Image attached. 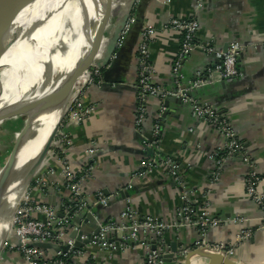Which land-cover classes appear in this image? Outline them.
I'll return each mask as SVG.
<instances>
[{
    "label": "crops",
    "instance_id": "1",
    "mask_svg": "<svg viewBox=\"0 0 264 264\" xmlns=\"http://www.w3.org/2000/svg\"><path fill=\"white\" fill-rule=\"evenodd\" d=\"M136 0L132 14L135 23L126 34L117 55L110 64L107 84L91 83L82 89L81 99L95 111L85 122L75 124L65 120L62 131L72 141L62 154L73 171L85 163V150L97 143L93 158L94 169L83 184L87 201L100 221L118 222L124 209L131 207L141 216H152L169 226L166 245L177 249L198 240V232L190 227H180L178 211L186 199L196 206L197 213L221 221V227L208 231L209 244L235 245L231 258L239 264H264L263 213L245 195L244 179L250 167L239 159H226L220 179H212L215 153L221 150L224 140L208 124L194 118L189 106L178 101L169 103L165 116L158 119L161 102L156 98L147 101V118L135 127L137 96V45L142 29L155 30L170 18L195 17L199 23L197 42L223 48L232 42L241 45L238 60L240 77L220 80L213 74L212 83L189 95L200 103L212 106L227 119L245 155L253 168L264 175V0ZM125 0H114L108 19L117 18ZM105 41L99 43L97 60L101 58ZM180 38L172 33H157L151 46L154 82L166 88L173 86L171 65L179 50ZM212 61L201 51H195L183 63L181 72L187 83L210 68ZM159 122L160 138L156 150L149 151L143 142L151 138L153 126ZM170 160L179 167L177 183L164 164ZM45 175V193L34 199L47 202L55 192L61 194L55 201L62 207L67 198L60 179L61 166L54 156L48 158ZM43 168V167H42ZM42 170V169H41ZM258 189L264 192V183ZM102 193L110 199V206L93 205L96 195ZM62 209V210H61ZM60 210L64 212L63 207ZM238 223H234V220ZM90 230L89 226L86 231ZM250 237L237 242L241 231ZM119 233L118 238H123ZM115 241V236H111ZM116 238L119 245L121 240ZM124 249L103 250L97 246L84 249L95 264H138L145 247L130 243ZM4 263L23 264L16 252L5 251ZM179 258L168 264H177ZM192 264H211L204 258L192 259Z\"/></svg>",
    "mask_w": 264,
    "mask_h": 264
},
{
    "label": "built area",
    "instance_id": "2",
    "mask_svg": "<svg viewBox=\"0 0 264 264\" xmlns=\"http://www.w3.org/2000/svg\"><path fill=\"white\" fill-rule=\"evenodd\" d=\"M166 2H169V0ZM202 5V0H199L195 9L201 8ZM135 21V16L131 12L121 32L116 51L121 46L122 41ZM199 30V23L195 17L186 19L170 18L160 30H155L152 26L142 29L137 45L138 68L135 127L141 126L147 118V101L149 98H156L162 104L158 119L166 113L167 108L164 106V102L170 98L180 100V102L189 106L194 118L213 127L224 140L221 150L216 152L213 157L215 167L212 174L213 181L217 182L220 179V171L226 159L235 160L241 157L242 163L250 167L244 179L245 195L263 213L262 228L264 229V192L258 189L259 185L264 183V175L259 174L253 168V163L244 153V146L237 139L227 119L221 117L212 106L200 103L189 95L191 91L210 85L213 74H217L220 80L240 77L238 60L242 47L239 43L232 42L228 46L227 53H223L221 48H214L208 43L199 44L197 42ZM159 31L161 33H172L180 38L179 50L171 65L173 79V86L171 88L158 85L153 80L154 71L150 49ZM195 51H201L208 57L214 55L219 64L212 61L213 64L210 68L198 73L193 80L185 83L181 68L183 63ZM116 55V53L113 54L109 63L101 69L95 66L90 67L87 82L83 86H79L78 92L73 96L70 104L71 112L66 119L79 124L85 122L95 111L93 106H86L82 101V89L91 83H102L103 73L110 68V64ZM160 132L159 122H156L153 126L151 141L144 140L143 142L146 149L149 151L157 149ZM71 145V139L61 130L58 132L56 140L52 143V152L48 153L49 158L54 156L59 160L61 166L60 179L68 193L67 198L63 200L62 204L64 212L61 211L62 207L60 203L56 202L58 205L56 209L47 204V202L43 203L34 199L35 194L40 192L45 193L47 190L45 175L54 174L53 169H49L46 172L48 170V166L46 165V168L37 173L35 180L30 184L29 193L23 196L16 208L10 230V238L4 246L5 250L18 253L22 258L23 264H95L84 247L94 245L103 250L114 251L117 248L122 250L126 247L125 244L130 243L145 247L142 261L138 264H166L163 257L170 251L165 241V234L169 226L152 216H141L131 207L124 209L118 222L107 221L106 224L99 223L100 230L95 237L97 242L84 245L80 249H74L75 240L70 239L69 235L71 232L77 231V228L72 227L68 229V225L75 215L81 212H92L93 210V206L85 198L83 184L93 172L95 164L93 158L96 154L97 143L92 142L87 147L84 156L85 163H82L78 171H73L70 164L63 158L61 159L62 154ZM163 165L169 168L170 174L178 183L181 175L179 174L177 164L167 160ZM109 201L108 197L102 193H98L93 205L106 207ZM88 207L89 209H87ZM197 212L199 211H197V208L190 199H186L178 211V217L180 218L179 226H187L198 232V240L193 243L192 248L232 256L235 245L230 243L209 244L206 239L209 230L221 227V221ZM58 213H61L63 218H59ZM233 222L235 224L238 223L236 219ZM119 233H124L125 236L118 238ZM111 236H115V241L110 238ZM248 237H250V232L242 230L236 241L240 242ZM116 238L121 240L122 243L118 245ZM38 244L67 247V250L65 252L41 250L36 246Z\"/></svg>",
    "mask_w": 264,
    "mask_h": 264
},
{
    "label": "bare ground",
    "instance_id": "3",
    "mask_svg": "<svg viewBox=\"0 0 264 264\" xmlns=\"http://www.w3.org/2000/svg\"><path fill=\"white\" fill-rule=\"evenodd\" d=\"M19 1L0 0V12L9 11L7 22L0 24V63L18 58L13 71H2L9 80L0 83V113L5 119L33 104L37 111L31 128H27L29 137L16 165L8 161L0 169V248L11 230L27 180L46 164V159L41 163L39 159L59 128L67 104L51 112L45 109L84 56L85 38L91 36L89 27L96 22L102 3L101 0H30L19 11L16 7ZM85 73L84 82H79L81 76L77 81L80 87L87 82L88 72Z\"/></svg>",
    "mask_w": 264,
    "mask_h": 264
},
{
    "label": "water",
    "instance_id": "4",
    "mask_svg": "<svg viewBox=\"0 0 264 264\" xmlns=\"http://www.w3.org/2000/svg\"><path fill=\"white\" fill-rule=\"evenodd\" d=\"M28 1V2H27ZM30 0H20L19 3H16L17 9L20 11L27 3H29ZM101 7L99 9L98 17L95 23H93L89 27V32H91L90 37L85 38V48L83 51H85L84 56L79 59L76 62V65L73 67V69L70 71L68 76L65 77L64 83L62 85L61 90L56 94L53 101L47 106L45 111L51 112L54 110H57L61 108L64 104H71L72 102V93L74 91V88L77 84L78 79L82 75L83 72H88L91 66H95L98 69H101L105 67L113 54H117L116 46L118 43V40L120 38L121 32L123 31V28L125 26V23L131 14L136 0H125L123 4V9L121 11H117V18L114 20H111L112 26L110 27V30L107 32L106 35L103 34V30L105 29L108 19H109V13L111 10V6L113 4V0H101ZM9 17V11H2L0 12V24H4L7 22V19ZM105 41V46L103 49V52L101 54V58L97 60V55L99 54V43L101 41ZM228 46L226 45L222 48L223 53H227ZM95 50V51H94ZM241 56V55H240ZM211 61H213L216 64H219L218 60L214 58V55H211L209 57ZM110 72V69L106 70L103 73V86L107 84V75ZM229 80V79H226ZM71 99V100H70ZM177 101L176 99L170 98L167 101L164 102V106L168 108L169 103ZM179 101V100H178ZM67 109V108H66ZM23 114V113H21ZM166 114V113H165ZM165 114H163L165 116ZM65 115V114H64ZM4 119V116L0 113V121ZM63 119V117H62ZM62 122V120H61ZM61 122L59 126L61 125ZM28 124L25 125L23 134L19 140V145L17 149L14 151V153L11 155V157L8 159L9 162H13L14 165H16L19 154L25 145V143L28 140L29 137V129ZM40 125V124H39ZM58 126V127H59ZM58 130V128H57ZM55 134L50 138L48 146L45 147L44 151L41 154V158L39 159V162L43 161V159L48 158L49 149L52 146L53 139L56 135ZM31 136V135H30ZM148 140L151 141V138L148 137ZM47 156V158H46ZM241 160L242 158L239 157ZM48 163V162H47ZM37 174H34V176L30 177L27 180V185L31 182L32 178L35 177ZM27 188V187H26ZM61 195L59 193L54 194V196H48L47 198V204H49L51 207H54L57 209V203L55 201V197H60ZM110 201L106 205V207L110 206ZM103 208V207H99ZM89 209V207L87 208ZM97 214L92 212H81L77 215H75L72 220H70L68 229L75 227L77 228V231L71 232L69 235L70 239H74V249H80L84 245H89L92 242H97L95 237L98 235V232L100 230L99 223L100 224H106L107 221H100L96 218ZM59 218H63V215L61 213H58ZM89 226L90 230L86 231V227ZM4 243V242H3ZM3 245V244H2ZM41 250H52L54 252L62 251L65 252L67 250V247H57L51 244H38L36 245ZM2 247V246H1ZM193 244L185 245L182 248L177 249L175 245H172L170 248V251L167 255L163 257V260L166 264L173 262L174 260H178L179 258L182 260L180 263L177 264H192V259L194 258H204L211 262V264H239L235 262L231 256H226L225 254L216 253L209 250L204 249H194L192 248ZM154 249V247H153ZM1 250V248H0ZM185 253V254H183Z\"/></svg>",
    "mask_w": 264,
    "mask_h": 264
},
{
    "label": "rangeland",
    "instance_id": "5",
    "mask_svg": "<svg viewBox=\"0 0 264 264\" xmlns=\"http://www.w3.org/2000/svg\"><path fill=\"white\" fill-rule=\"evenodd\" d=\"M111 26H112V23L110 20V22L107 23L105 29L103 30L104 35L107 34V32L110 30ZM17 62H18V58H15L9 62L7 61V62L0 63V83L7 82L9 80V79L4 78L2 71H4V72H9L7 70L13 71L14 66L17 64ZM88 72H89V70H88ZM86 76H87V73L83 72L81 75V80L79 82H84V80L86 79ZM78 89H79V85H76L74 88V91L72 93L71 98H73V96L78 92ZM70 108H71L70 104H68L65 115L63 116L61 125L59 126L53 141L56 140V136H57L58 132L62 130L61 126L63 125V122L66 120V118H68L67 116L71 112ZM36 111H37V106H35V104H33L28 108H25L21 111H17L15 113L9 115L8 117H6L5 119H3L0 122V169H2L4 167V165L8 162V159L11 157V155L17 149V147L19 145V140L23 134L25 125H27V123H29L28 127L31 128L30 123L33 124V120L35 118ZM21 113H23V114H21ZM52 149L53 148L51 146V148L49 149V153L52 152ZM46 158H47V156H46ZM48 158H49V156H48ZM48 158L46 160V164L44 163L45 166L43 164L40 167L39 171H41L43 166H44L43 168H46L48 166L47 165ZM35 178H36V176L33 177L31 182L28 184V186L25 190L24 196H26L29 193L30 184L35 180ZM10 233H11V231L6 236L5 241L1 247L0 263L1 262L4 263V260L2 259V255L5 251H7V250H5L4 246L10 238Z\"/></svg>",
    "mask_w": 264,
    "mask_h": 264
},
{
    "label": "trees",
    "instance_id": "6",
    "mask_svg": "<svg viewBox=\"0 0 264 264\" xmlns=\"http://www.w3.org/2000/svg\"><path fill=\"white\" fill-rule=\"evenodd\" d=\"M221 155H223V154H221ZM196 207V206H195Z\"/></svg>",
    "mask_w": 264,
    "mask_h": 264
}]
</instances>
